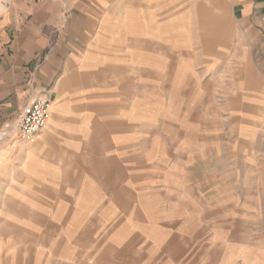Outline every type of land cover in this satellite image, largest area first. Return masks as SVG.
I'll use <instances>...</instances> for the list:
<instances>
[{"label": "rangeland", "instance_id": "1", "mask_svg": "<svg viewBox=\"0 0 264 264\" xmlns=\"http://www.w3.org/2000/svg\"><path fill=\"white\" fill-rule=\"evenodd\" d=\"M167 3L109 24L56 264H264V39L234 52L206 0Z\"/></svg>", "mask_w": 264, "mask_h": 264}, {"label": "crops", "instance_id": "2", "mask_svg": "<svg viewBox=\"0 0 264 264\" xmlns=\"http://www.w3.org/2000/svg\"><path fill=\"white\" fill-rule=\"evenodd\" d=\"M167 2L0 0V130L30 101L53 103L47 127L31 143L0 139V264H56L55 199L72 197L70 148L86 142L84 119L95 98L88 91L105 68L108 49L101 43L109 24L118 22L122 6L140 3L147 12L159 7L164 22ZM206 2L202 20L213 37L232 39L239 53L259 46L264 0Z\"/></svg>", "mask_w": 264, "mask_h": 264}, {"label": "built area", "instance_id": "3", "mask_svg": "<svg viewBox=\"0 0 264 264\" xmlns=\"http://www.w3.org/2000/svg\"><path fill=\"white\" fill-rule=\"evenodd\" d=\"M52 104L50 99L44 97L30 101L12 125H4L5 130L1 131L0 137L11 138L13 143H31L47 127Z\"/></svg>", "mask_w": 264, "mask_h": 264}]
</instances>
